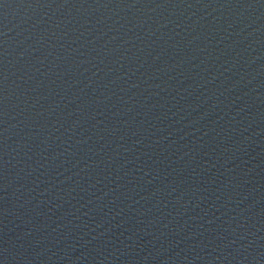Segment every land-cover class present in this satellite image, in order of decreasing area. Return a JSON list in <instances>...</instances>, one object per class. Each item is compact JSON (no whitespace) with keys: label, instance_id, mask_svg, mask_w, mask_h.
Wrapping results in <instances>:
<instances>
[{"label":"water","instance_id":"1","mask_svg":"<svg viewBox=\"0 0 264 264\" xmlns=\"http://www.w3.org/2000/svg\"><path fill=\"white\" fill-rule=\"evenodd\" d=\"M0 264H264V0H0Z\"/></svg>","mask_w":264,"mask_h":264}]
</instances>
